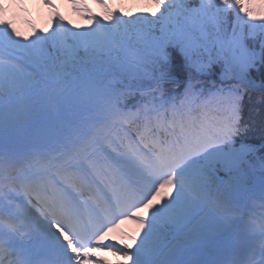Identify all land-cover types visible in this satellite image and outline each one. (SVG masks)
I'll return each mask as SVG.
<instances>
[{
  "label": "snow or ice",
  "instance_id": "6c2138e0",
  "mask_svg": "<svg viewBox=\"0 0 264 264\" xmlns=\"http://www.w3.org/2000/svg\"><path fill=\"white\" fill-rule=\"evenodd\" d=\"M153 2L122 27L130 14L108 0L103 19L74 0L95 26L80 31L57 15L35 39L0 20V140L21 119L58 116L26 156L0 150V264H112L103 249L123 255L116 264H190L181 234L194 211H239L257 149L237 141L245 95L264 96V78L252 77L264 69V16L245 0ZM128 220L139 225L135 248L106 244ZM227 264H264V240Z\"/></svg>",
  "mask_w": 264,
  "mask_h": 264
},
{
  "label": "bare ground",
  "instance_id": "6f19581e",
  "mask_svg": "<svg viewBox=\"0 0 264 264\" xmlns=\"http://www.w3.org/2000/svg\"><path fill=\"white\" fill-rule=\"evenodd\" d=\"M45 137H46V135H43L38 139L39 140L38 147L44 144V142L46 141ZM9 138H11V137H9ZM9 141L10 140L6 139V138H3L2 140H0V150H4L5 144H3V143H8ZM27 142L29 144H33L34 140L30 139ZM233 231L234 230H226L225 228H220V229L216 230L215 232H213L211 234V236H209L208 240L205 241L204 243L197 241L198 237H197L196 233H193L192 235H189V234L181 235V240L184 242V249H192L193 250V257L191 260H187V262H190V264H196L199 260H201L202 259V250H203L205 244L211 240H213L215 242L216 246L223 247L227 243L229 238L232 236ZM254 247H256V246L254 245ZM211 249H213V248H211ZM207 252L212 254L209 250H207ZM216 252L218 255H220V257L223 258L224 262L227 260L223 251L217 250ZM205 259H207V254L205 255ZM207 260L212 262V257L208 258ZM224 262H222L221 264H223ZM211 264H213V263H211Z\"/></svg>",
  "mask_w": 264,
  "mask_h": 264
},
{
  "label": "trees",
  "instance_id": "16d2710c",
  "mask_svg": "<svg viewBox=\"0 0 264 264\" xmlns=\"http://www.w3.org/2000/svg\"><path fill=\"white\" fill-rule=\"evenodd\" d=\"M255 81L260 83L261 79L264 78V69L260 72H253ZM251 128L255 130L256 135L264 138V96L258 99L255 104H250L249 110L246 113Z\"/></svg>",
  "mask_w": 264,
  "mask_h": 264
},
{
  "label": "rangeland",
  "instance_id": "374dc122",
  "mask_svg": "<svg viewBox=\"0 0 264 264\" xmlns=\"http://www.w3.org/2000/svg\"><path fill=\"white\" fill-rule=\"evenodd\" d=\"M194 230L196 231V230H197V228H195ZM194 230H193V232H195Z\"/></svg>",
  "mask_w": 264,
  "mask_h": 264
}]
</instances>
